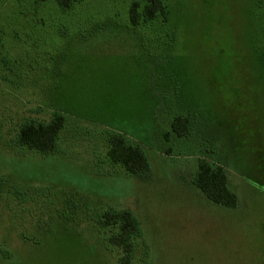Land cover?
<instances>
[{
    "label": "rangeland",
    "instance_id": "1",
    "mask_svg": "<svg viewBox=\"0 0 264 264\" xmlns=\"http://www.w3.org/2000/svg\"><path fill=\"white\" fill-rule=\"evenodd\" d=\"M133 1L0 0V180L27 193H0V264H118L90 218L111 207L139 222L133 263L147 248L149 264H264V0H169L168 22L132 28ZM54 113L58 153L15 146ZM107 131L142 147L147 173L107 160ZM200 158L235 208L191 183Z\"/></svg>",
    "mask_w": 264,
    "mask_h": 264
},
{
    "label": "trees",
    "instance_id": "2",
    "mask_svg": "<svg viewBox=\"0 0 264 264\" xmlns=\"http://www.w3.org/2000/svg\"><path fill=\"white\" fill-rule=\"evenodd\" d=\"M74 1L56 0L58 7L64 10L69 8ZM169 2V0H146L142 9L139 10L138 1H133L128 11L132 28H135L141 21L154 20L158 17H162L164 22H168L173 9ZM102 28L95 25L91 32H102ZM258 60L264 67V50L259 53ZM64 124L65 117L60 113H54L45 123L25 121L20 125L13 143L25 152L44 156L58 153L59 133ZM189 124V115L176 114L170 123V128L177 136H188L191 131ZM106 142L108 146L106 158L110 163L119 165L126 174L135 177H142L148 172L149 164L142 147L133 145L123 135L108 131ZM191 183L212 203L225 208L237 206V197L229 189L227 176L221 166H212L207 160L198 159L197 169ZM4 192L20 201L26 199L25 190L18 186H11L10 182L6 184L5 181L0 180V193ZM90 218L94 221L98 234H102L105 247L116 250L118 264H149L147 248L144 250L145 257L133 263L136 249L141 243V229L138 220L130 210L111 207L91 214ZM4 249L7 247L0 246V253L1 250L5 251L2 256L4 258L10 256V252Z\"/></svg>",
    "mask_w": 264,
    "mask_h": 264
}]
</instances>
